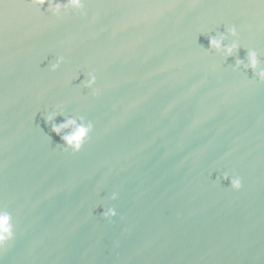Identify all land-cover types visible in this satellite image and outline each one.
Listing matches in <instances>:
<instances>
[{
  "label": "water",
  "instance_id": "1",
  "mask_svg": "<svg viewBox=\"0 0 264 264\" xmlns=\"http://www.w3.org/2000/svg\"><path fill=\"white\" fill-rule=\"evenodd\" d=\"M46 8L0 0V206L15 224L0 264H264V83L231 68L247 48L264 62V3ZM232 26L241 47L222 58L208 37ZM53 109L92 122L80 152L61 151Z\"/></svg>",
  "mask_w": 264,
  "mask_h": 264
},
{
  "label": "clouds",
  "instance_id": "2",
  "mask_svg": "<svg viewBox=\"0 0 264 264\" xmlns=\"http://www.w3.org/2000/svg\"><path fill=\"white\" fill-rule=\"evenodd\" d=\"M87 0H29L31 5L41 8L47 5L46 11L51 16L60 19L62 13L69 12L73 14L85 15V6ZM264 3V0H261ZM237 30L234 26L227 27L224 32L208 37V47L222 58L232 56L240 47V43L236 39ZM231 38V39H229ZM63 62V57L57 56L55 62L49 65L50 71H56ZM233 71L250 70L254 79L259 83H264V62L261 61L257 50L247 48L246 57L244 59H236L234 65L231 66ZM85 79L81 81L80 86L85 89H91L93 95L97 94L96 76L92 72L85 74ZM62 111V110H61ZM56 109L48 112L45 115V123L50 127V130L59 137L61 151L78 153L88 142L90 134L93 131L91 121H86L83 116H67L63 122L56 123ZM217 179L220 182L228 181L229 187L233 191H239L242 187L241 178L237 175H230L224 172ZM109 199L116 200L117 193L113 192ZM117 216V210L114 207H107L102 212V217L107 220ZM15 239V224L13 216L8 211L7 206H0V254H2L7 246Z\"/></svg>",
  "mask_w": 264,
  "mask_h": 264
}]
</instances>
